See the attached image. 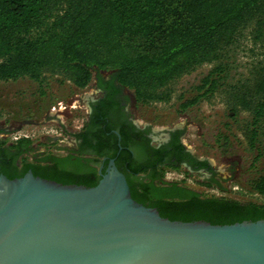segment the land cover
<instances>
[{
	"label": "trees",
	"instance_id": "obj_1",
	"mask_svg": "<svg viewBox=\"0 0 264 264\" xmlns=\"http://www.w3.org/2000/svg\"><path fill=\"white\" fill-rule=\"evenodd\" d=\"M249 24L254 26L255 40L264 38V0H0V81L28 77L43 83L50 71L84 89L97 76L101 87L115 88L118 83L131 89L136 101L148 102L155 89L203 63L217 62L196 86V95L181 106L189 108L224 89L234 99L233 117L240 110L248 112L244 135L255 152L251 167L263 164L249 186L264 198V61L247 81L229 84L227 65L221 60L223 51L238 41ZM101 72H112V81H105ZM105 114L100 112L99 123L92 124L98 127L99 140L115 126L105 123ZM147 131L136 132L133 143L156 153L155 162L138 163L125 150L128 163L117 162L134 199L156 207L170 220L231 224L264 219L263 203L202 197L180 183L163 182L164 167L159 163L177 168L187 161L195 169L210 165L186 152L182 131H174L171 143L160 149L149 145ZM120 134L121 144L129 145L125 131ZM86 141L98 156L104 155L103 141L95 144L88 135ZM4 145L5 141L0 143L4 157H0V174L10 179L30 169L35 176L63 184L91 187L101 178L97 167L72 159L73 155H47L45 164L17 165L20 155L31 152V140L13 146L18 150L13 153L12 146Z\"/></svg>",
	"mask_w": 264,
	"mask_h": 264
},
{
	"label": "water",
	"instance_id": "obj_2",
	"mask_svg": "<svg viewBox=\"0 0 264 264\" xmlns=\"http://www.w3.org/2000/svg\"><path fill=\"white\" fill-rule=\"evenodd\" d=\"M99 173L91 187L0 174V264H264V219L170 220L114 159Z\"/></svg>",
	"mask_w": 264,
	"mask_h": 264
},
{
	"label": "rangeland",
	"instance_id": "obj_3",
	"mask_svg": "<svg viewBox=\"0 0 264 264\" xmlns=\"http://www.w3.org/2000/svg\"><path fill=\"white\" fill-rule=\"evenodd\" d=\"M254 36V26L249 24L241 31L238 41L223 51L221 60L227 65L229 84L247 81L253 76L255 67L264 61V38L255 40ZM215 65L217 62H206L174 78L155 89L154 99L148 102L136 101L132 96L131 116L141 127H149L157 139L165 140L170 130L182 131L184 146L210 165L198 171L185 165L166 166L163 182L180 183L202 197H226L264 204V198L249 186L263 164L251 167L255 152L244 135L250 119L248 112L240 110L233 117L231 104L234 99L224 89L189 108L181 106L196 95V86ZM96 77L84 89L50 71L45 73L43 83L28 77L0 81V132L4 136L0 137V143L5 141L6 145L17 136L27 134L31 135L36 152L45 150L47 155L53 156L72 152L74 145L68 133L80 127L86 115L84 100L92 94ZM61 107L63 110L52 112ZM28 119L36 121V126L24 125L23 120ZM33 155V152L28 154L27 159L31 161Z\"/></svg>",
	"mask_w": 264,
	"mask_h": 264
},
{
	"label": "flooded vegetation",
	"instance_id": "obj_4",
	"mask_svg": "<svg viewBox=\"0 0 264 264\" xmlns=\"http://www.w3.org/2000/svg\"><path fill=\"white\" fill-rule=\"evenodd\" d=\"M104 73L105 72H101V75L103 76L104 80L112 81V72H106L107 76H105ZM114 86L115 88L101 87L99 85V81L97 79L95 80L94 88L91 89L92 94L87 96V99L84 100V102L87 103V107L83 105L84 112L86 113V115L85 117H83L80 127L78 128L77 131H71V132L69 131L68 133L74 145L73 151L67 152L66 154H64V156L73 155L72 159L78 158V159H81L83 162L88 161L90 165L97 167L98 169L97 174L100 177L101 175L99 171L102 169V172H105L106 168L109 166L110 160L114 159L117 167H118V164H117L118 160L120 163H123V165L125 163H128V158H127L128 154L124 153V150L125 152H129L131 155L130 158L135 159L138 163L149 164V163L155 162L154 160L156 156L158 157L156 153L155 154L151 152L148 153L145 150L146 148L141 149L139 145L136 146L133 143L136 140L135 138L136 132L148 130L147 132L144 133V135L147 138H149V145L155 149H160L161 147L170 144L172 141V133H174V131L170 132V137H168V139L166 138L167 140L166 139L163 140L160 138L159 139L154 138V135H152V132L149 127L147 126L141 127L139 124H137L135 119L131 116V112H130L131 97L134 96V99L136 100L133 91L126 87H121L120 85H118V83H114ZM103 100H106V101L103 102ZM72 107L75 108L74 106ZM102 111H105L106 113L105 116L107 118H106L105 123L108 122L110 124H114L115 126L110 132H106L104 134V137H102V139L99 140L95 136V132H96V129H98V127L97 126L92 127L93 126L92 124H93V120L96 123H99L97 116ZM23 122L25 123L24 125H29V126H36V123H37L36 121L29 120V119L23 120ZM19 127L20 129H22L21 126ZM102 127H106V126H102ZM121 129L125 131V134L127 138L129 139V145L127 146H123L121 144V134H120ZM1 133L2 132H0V137H4L1 135ZM87 135H88V138L92 139L95 144H98V142L100 144V142L103 141L102 143H104L105 145L103 149L104 155L98 156L96 153L95 147L86 146ZM115 135H118L117 140H115ZM24 139L32 140L31 135L24 134L23 136H17L15 138V141L8 142L6 145H4V147L5 146L6 147L15 146L16 147L17 145H20ZM61 142H65V141L61 140ZM10 149H11L10 153H13V151L14 152L18 151L14 147ZM30 149H32L30 150L31 151L30 153L25 152L22 155H20L17 161V165L21 164L22 162L23 163L30 162L34 164H45V161H42V160L47 156L46 151L41 150V151L36 152L35 147L32 145V141H31ZM167 149L170 150L171 148H167ZM32 152L35 155H33L32 160L30 161L27 159V155L32 154ZM186 152L190 153L193 157H195L192 154V152L188 150L187 148H186ZM1 158L4 160V157H1ZM168 158L169 157H166V158L164 157L163 159L167 160ZM166 164L167 162L161 163V164L159 163V166L166 167ZM184 165L187 167H190L191 169L195 171L206 169V168L195 169L187 161L182 162V166ZM29 171H32V170L30 169ZM141 176H147V174H141Z\"/></svg>",
	"mask_w": 264,
	"mask_h": 264
},
{
	"label": "bare ground",
	"instance_id": "obj_5",
	"mask_svg": "<svg viewBox=\"0 0 264 264\" xmlns=\"http://www.w3.org/2000/svg\"><path fill=\"white\" fill-rule=\"evenodd\" d=\"M74 107H76V105L74 106ZM56 109V108H55ZM54 110V109H53ZM61 110H63V107H61L59 110H54V111H52L53 113H56V112H59V111H61ZM60 117H62V116H60Z\"/></svg>",
	"mask_w": 264,
	"mask_h": 264
},
{
	"label": "built area",
	"instance_id": "obj_6",
	"mask_svg": "<svg viewBox=\"0 0 264 264\" xmlns=\"http://www.w3.org/2000/svg\"><path fill=\"white\" fill-rule=\"evenodd\" d=\"M69 81H71V80H69ZM2 82H5V81H2ZM72 82V81H71ZM80 89V88H79ZM77 96H80V95H77Z\"/></svg>",
	"mask_w": 264,
	"mask_h": 264
}]
</instances>
